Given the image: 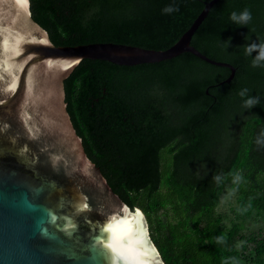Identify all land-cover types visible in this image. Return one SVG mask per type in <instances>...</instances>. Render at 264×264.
<instances>
[{"label":"trees","instance_id":"trees-1","mask_svg":"<svg viewBox=\"0 0 264 264\" xmlns=\"http://www.w3.org/2000/svg\"><path fill=\"white\" fill-rule=\"evenodd\" d=\"M210 0H29L55 45L116 42L162 50ZM248 9L237 25L230 13ZM264 40V0H217L191 37L190 52L153 63L82 59L64 79L65 101L87 156L113 191L145 214L165 264H264V237L225 227L219 196L236 194L239 221L264 217V67L244 47ZM256 55L255 52L252 54ZM242 88L258 96L246 109ZM239 176V181L236 177ZM240 243V244H239ZM241 256V259H240Z\"/></svg>","mask_w":264,"mask_h":264},{"label":"water","instance_id":"water-1","mask_svg":"<svg viewBox=\"0 0 264 264\" xmlns=\"http://www.w3.org/2000/svg\"><path fill=\"white\" fill-rule=\"evenodd\" d=\"M162 50L116 42L55 45L29 0H0V264H165L143 211L113 191L87 156L67 110L64 79L85 58L119 65L190 52L211 6ZM140 211L143 215L138 212Z\"/></svg>","mask_w":264,"mask_h":264},{"label":"rangeland","instance_id":"rangeland-1","mask_svg":"<svg viewBox=\"0 0 264 264\" xmlns=\"http://www.w3.org/2000/svg\"><path fill=\"white\" fill-rule=\"evenodd\" d=\"M236 206V194L232 189L225 188L219 196V204L217 205V213L223 215L222 222L225 227H230L234 223L241 226V232L253 235V241L245 244L242 249V255L250 257L254 253L253 246L255 242L260 241L264 237V217L260 215L252 216L245 221H239L233 214V208ZM240 244V243H239ZM241 259V256H240Z\"/></svg>","mask_w":264,"mask_h":264},{"label":"clouds","instance_id":"clouds-1","mask_svg":"<svg viewBox=\"0 0 264 264\" xmlns=\"http://www.w3.org/2000/svg\"><path fill=\"white\" fill-rule=\"evenodd\" d=\"M179 11V7L176 5L175 0H172L171 3L166 5L162 12L164 14H172ZM251 12L248 9L236 12L233 11L230 13V20L237 25H246L251 20ZM245 55L251 58V63L253 67H264V40L258 43H250L244 47ZM253 52L256 53L253 56ZM238 95L242 98L243 107L250 109L257 104H259L260 99L258 96H253L249 94V89L242 88ZM240 177L237 176L236 180L239 181Z\"/></svg>","mask_w":264,"mask_h":264},{"label":"bare ground","instance_id":"bare-ground-1","mask_svg":"<svg viewBox=\"0 0 264 264\" xmlns=\"http://www.w3.org/2000/svg\"><path fill=\"white\" fill-rule=\"evenodd\" d=\"M140 214H141V216H142V218H143V215H142V213L140 212V211H138Z\"/></svg>","mask_w":264,"mask_h":264}]
</instances>
